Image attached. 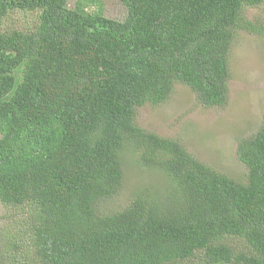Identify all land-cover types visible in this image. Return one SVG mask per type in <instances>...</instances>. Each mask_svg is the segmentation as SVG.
Masks as SVG:
<instances>
[{
  "label": "trees",
  "instance_id": "1",
  "mask_svg": "<svg viewBox=\"0 0 264 264\" xmlns=\"http://www.w3.org/2000/svg\"><path fill=\"white\" fill-rule=\"evenodd\" d=\"M263 1L122 0L113 19L101 0H0V203L24 216L0 264H264V106L237 141L243 181L134 121L176 83L225 105L237 29L264 36L242 12ZM127 150L163 186L103 210Z\"/></svg>",
  "mask_w": 264,
  "mask_h": 264
},
{
  "label": "rangeland",
  "instance_id": "2",
  "mask_svg": "<svg viewBox=\"0 0 264 264\" xmlns=\"http://www.w3.org/2000/svg\"><path fill=\"white\" fill-rule=\"evenodd\" d=\"M100 5L102 13L109 18L122 19L127 13L122 0H101ZM242 15L245 19L264 24V1L259 6L244 8ZM26 17H13L5 25L24 24L33 15ZM232 44L228 58L229 93L225 105L203 106L189 87L176 83L165 103L136 108L134 121L149 131L177 139L199 160L243 181L246 168L236 157V145L240 137L254 133L261 120L264 106V36L237 29ZM132 157L131 150L124 152L123 187L102 205L103 210L126 205L135 188L163 186L160 173L141 168ZM12 213L13 209L6 210L0 203V234L15 227L14 219L18 213ZM23 218L20 215L17 221Z\"/></svg>",
  "mask_w": 264,
  "mask_h": 264
}]
</instances>
